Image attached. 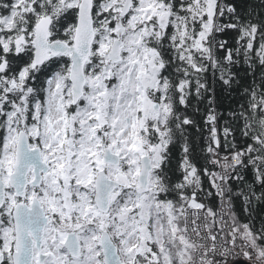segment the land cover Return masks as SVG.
I'll return each mask as SVG.
<instances>
[{"label":"snow or ice","instance_id":"6c2138e0","mask_svg":"<svg viewBox=\"0 0 264 264\" xmlns=\"http://www.w3.org/2000/svg\"><path fill=\"white\" fill-rule=\"evenodd\" d=\"M0 264H264V0H0Z\"/></svg>","mask_w":264,"mask_h":264}]
</instances>
